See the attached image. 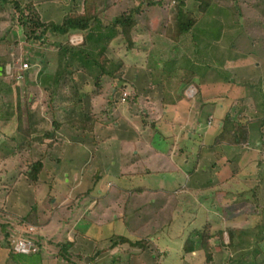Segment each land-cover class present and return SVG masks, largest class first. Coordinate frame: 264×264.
I'll list each match as a JSON object with an SVG mask.
<instances>
[{
  "label": "crops",
  "instance_id": "obj_1",
  "mask_svg": "<svg viewBox=\"0 0 264 264\" xmlns=\"http://www.w3.org/2000/svg\"><path fill=\"white\" fill-rule=\"evenodd\" d=\"M47 5L51 4L40 6ZM51 20L56 25L62 22ZM208 51L209 48L205 53ZM181 59L187 64L183 77H189L181 83L174 79L181 70L175 62L165 69L169 78L166 87L160 80L150 81L151 75L146 74L149 69L141 72L136 112L128 106L119 116L123 124L118 127L113 123V134H109L111 124L98 123L100 143L95 144V139L88 137L90 133L71 131L65 126L55 133L57 142L47 151L39 175L43 177L47 172V161L50 178H40L35 185L18 177L11 184L12 192L1 201L7 215L0 221V264H163L170 251L156 243L159 228L163 232L166 228L162 216L164 212L175 215L177 206H183L184 216L191 220L185 200L189 196L196 201L193 193L203 192V187L192 186L199 170L204 175L213 171L223 177L214 190L226 187L227 194L234 197L244 182L255 189L253 194L264 198V57L252 53L234 55L223 58L216 70L203 65L200 71L193 70L194 74L190 71L194 64L186 54ZM218 70L223 71L221 75L216 73ZM212 72L216 76L210 81L207 77ZM30 77L37 78V72ZM236 77L241 78V84ZM194 87L196 94H188ZM138 110L143 111V116ZM201 115L206 118L205 130ZM143 119L151 120V128L159 125L155 133H149L150 126ZM234 131L239 144L213 146L222 132ZM3 140L8 139L3 136ZM4 152L2 143L0 158L6 155ZM244 172L246 175L241 177ZM104 179L106 185L102 184ZM53 186L61 189L54 200L56 210L62 213L57 224L46 210L36 219L32 217L40 199L39 189L52 190ZM28 216L29 223H19ZM182 226L183 230L190 229L186 220ZM29 228L33 232L27 235ZM22 236L36 244L37 253L24 256L10 251ZM181 238L182 244L185 234ZM147 246L152 248L150 256Z\"/></svg>",
  "mask_w": 264,
  "mask_h": 264
},
{
  "label": "rangeland",
  "instance_id": "obj_2",
  "mask_svg": "<svg viewBox=\"0 0 264 264\" xmlns=\"http://www.w3.org/2000/svg\"><path fill=\"white\" fill-rule=\"evenodd\" d=\"M7 1H16L20 6L33 3L41 22L47 20V23H52V20L49 21L50 19L61 22L67 15L83 14V0ZM154 1L157 2V4L161 2V0ZM46 2H49L51 5H47L48 7H45L46 5L40 6ZM119 2L117 6L113 7L106 14L109 18L115 17V15L124 10L126 6L129 8L133 6V3L128 0H119ZM182 2L184 4V14L188 19L196 21L197 24L193 32L190 35L182 37L178 45L175 46L156 31L158 29L157 22H164V20L169 21L170 7H173L176 3V0H164V3L155 6L156 8H154L152 14H150L152 20L149 24L150 26H148L147 29L139 28L136 32L134 36L136 48L128 50L124 41L118 38L113 41L107 49L105 53L107 59L115 63H122V69L118 72L122 81L118 80L114 82L113 85L116 87V90L111 94L114 104L112 117H114L115 120L110 123L111 127H109V134H113L114 132L113 123H117L118 127L123 124L119 119L120 114L125 113L128 106L130 107L129 109H134L136 103H138L137 99L139 96L137 94L139 87L137 85L140 79L138 76L142 74V71H146V69L150 71L145 73L151 75V82L154 83L160 80L162 85L166 87L168 85L167 79L169 78H167L165 72L167 68L164 64L168 61L175 60V66L181 69L178 70L180 71L178 72L180 75L177 73L174 78L177 83H181L183 79H189L187 75L183 77L185 75L183 74L185 73L183 68L187 65L186 62L181 59L184 57V54H186V59L194 64L193 70L197 72L200 71V68H203V65L208 69L212 67L216 70L217 66H221L223 58H231L234 57V55L252 53L264 57V26L259 25L260 20L264 18V0H212L205 14H202L200 11L201 0H182ZM135 3L137 4L136 1ZM104 22L106 23V21ZM61 23H59V25ZM80 40L82 41V37L76 35L70 36L65 41L63 37L49 34L45 44H33L25 40L23 31L19 25L11 26L10 24H3L0 27V65L5 66V75L0 77V131L3 132L4 139H8L3 140V136L0 134V146L3 143L6 152H4L6 155L0 158L1 221L6 217L3 215H7L6 211H3L4 207L1 201H4L5 197L12 192L11 184L16 181L18 177H21L23 181L33 183L26 176L27 167L24 166L25 162L28 160L26 147L20 148L18 145L25 140L16 130L18 117L16 110V87L21 90L19 94L21 96V108H25L24 106L26 103L24 98L25 94H27L26 91H29L30 99L33 100L31 108L40 111L42 114L45 113V108L48 107L49 103V92L47 88L50 86V78L55 73L59 64L58 50L54 48L53 44L57 42H67L69 45L75 46L81 43ZM208 48L209 51L205 53V50ZM14 57L18 58L15 63L19 65L18 68H14L15 85H11L9 83V79L11 78L9 67L12 66L8 63ZM23 63H26L29 69L25 73H21L22 78L17 79L15 72L18 74L20 73V67ZM0 71L2 75V69ZM36 72L37 78L30 77L32 74H36ZM221 72L223 71L218 70L216 73L221 75ZM215 76V72H212L207 78L213 81L215 80ZM241 76H243V79H247L245 74ZM74 79L75 86L78 90L85 93L88 92V95L82 102L84 112L90 114L93 113L95 109L98 110L99 106L97 105L99 102H102V100L97 102L93 101L91 98L92 94H89L94 87L93 80L81 72L75 73ZM236 80L238 84L242 83L241 78L236 77ZM43 83L45 84L44 87L41 86ZM169 83L173 84L171 80ZM113 85H111L110 81H107L104 93L110 94L114 87ZM196 89L195 87L192 88L189 90L188 94H190V91H192L191 94H196ZM35 90L38 91L36 92ZM124 94H126L127 97L126 101L122 102L121 99ZM135 110L136 109H134V112H136ZM142 112L143 111L140 110L139 112L138 110L139 115H142ZM202 117V129L205 130L206 118L205 116ZM143 120L150 126L148 127L149 133H155L154 131L159 125L151 128L153 125L151 120ZM215 121H217L216 116L214 122ZM100 134L98 124H96L93 132L90 133L88 137L93 140L95 139L94 142L97 144V142H99L97 139ZM44 144H46V142ZM180 160L181 159H179V161ZM46 164L48 170L43 173V177L38 176V181L41 180L40 178H43V180L50 178L48 174L51 171L47 161ZM195 167L197 168V166ZM142 169L143 168L139 167V170ZM202 173V171H198V176L193 179L192 186L203 187L204 189H201L203 192L201 194L193 193V196L197 197L196 201L191 197L189 198V196H187L185 200V203L187 204L188 202L189 205L186 208H190V212L192 213L191 220L187 221L184 216L183 206H177V213H175V215L164 212L165 216H162L161 222L162 225H166V228L164 232L161 231L163 229L162 227L159 228L161 233L159 232L160 236H157L156 243L160 248L165 249V247H167L170 251L168 260L163 264H207L205 262L204 252L201 249H197L196 253L190 255H186L184 252L180 251L181 245L184 246L186 242L183 241L182 244L180 242L184 234L186 240L190 238L198 246L200 243L196 232L202 230H207L208 235L211 236L209 244L212 261L209 264H256L259 257L261 258V256L264 255V198L257 197L253 194L254 192L256 193L255 189L246 186L244 182L241 183L242 186L240 185L239 188H235L236 193L234 197L230 193L227 194L226 191L228 188L226 189V187L214 190L215 187L224 180L223 177L219 178L213 171L211 173L209 171L208 175ZM245 175L246 173L244 172L241 177ZM111 181L113 182V180ZM102 184H107L105 179ZM116 185L117 183L114 182V186ZM108 189L114 190V188ZM59 191H61L59 186H53L52 190L43 187L39 189L37 197L40 199L38 200V204H35L36 208L33 209L32 214L34 219H36V216L41 212L46 210L47 216L48 214H53V223L57 224L56 222H58L62 216L61 211L56 210L57 204H54V200L59 196ZM123 197L125 196L123 195ZM159 197L160 196H158L157 199L160 200ZM243 202L252 207L249 205H239ZM52 208H54L53 211L51 210ZM147 208L152 209L154 207L149 206ZM231 208L238 211L234 214V216L237 217L228 220L227 214ZM248 212H252V214L247 215L250 214ZM233 213H235V211H231L230 214ZM171 216H173L174 222L171 221ZM188 216L189 215H187V217ZM183 220H186V227L190 225L189 230H183ZM258 222L260 223V228L255 230L253 226ZM170 223H173V226L168 228V224ZM235 229L245 230L246 234H249L251 238L244 236V234L235 233ZM219 233H222L221 239L218 237ZM61 238L62 237H60L59 240H61ZM234 245L240 246L236 248L233 247ZM147 251L148 256L153 254L150 246H147ZM256 254H259V256L255 259ZM184 256L186 261L183 260Z\"/></svg>",
  "mask_w": 264,
  "mask_h": 264
},
{
  "label": "trees",
  "instance_id": "obj_3",
  "mask_svg": "<svg viewBox=\"0 0 264 264\" xmlns=\"http://www.w3.org/2000/svg\"><path fill=\"white\" fill-rule=\"evenodd\" d=\"M128 1L133 3L131 8L126 6L115 17L109 18L106 14L120 3L119 0H83V14L67 15L63 18L60 25H56L51 22H41L33 3L20 6L16 1L0 0V27L3 24L19 25L27 42L45 44L49 34L63 37L65 41L72 35L82 37L81 43L75 46L69 45L67 42L53 44L54 48L58 50L59 64L50 78L49 89L47 88L49 103L48 107L45 108V113L42 114L40 111L31 108L33 100L30 99L29 91H26L27 94H25L24 98L25 108H21V96L19 95L21 90L15 86L17 92L16 110L18 114L16 130L25 140L18 145L20 148L26 147L28 158L24 164L27 167L26 176L35 185L38 184V176L43 170V160L47 151L57 142L55 133L60 128L65 126L71 131L92 133L96 124L107 126L115 120L112 117L114 104L111 94L116 90L113 85L114 82L122 81L120 74H118L122 69V63L110 61L105 56V53L111 43L118 38L124 41L128 50L136 48L134 41L136 32L139 28L147 29L150 26L149 24L152 22L150 14H152L153 9L156 8L155 6L164 3V0H161L158 4L154 0ZM211 3L212 0H201L200 11L202 14L206 13ZM183 7L182 0H176L175 5L170 7L169 21L157 22L158 29L156 31L175 46L181 42L182 37L190 35L197 24L196 21L187 18L183 12ZM238 25L240 26L239 22ZM259 25L264 26V18L260 20ZM17 59V57H14L8 63L13 69L9 79L11 85H15L16 81L13 73L14 68H18L19 65L15 63ZM174 62V60L166 62L165 67L168 68V64L172 65ZM0 68L2 69V76H4L5 66L0 65ZM193 69L194 66H192L190 71L194 74ZM79 72L84 73V75L93 80L94 87L89 92V94H92L91 98L93 101L102 100L97 105L99 106L98 110L95 109L90 114L84 112L82 104L88 92H81L75 86L74 74ZM107 81H110L111 85L114 86L110 94L104 93ZM44 85V83L41 84L42 87ZM35 91L37 92L38 90ZM236 126L238 127V125ZM236 126L235 130H237ZM235 132L232 134L222 132L215 139L213 146L220 144L234 146L239 144ZM46 140L49 142L44 144ZM239 205L246 206L249 204L243 202ZM231 211H235V213L230 214ZM236 212H238L236 209L231 208L227 214L228 220L237 217L234 216ZM252 212H248L250 214L247 215H251ZM30 218L31 216H28L23 221H19V223H29ZM253 228L255 230L259 229L260 223H255ZM235 231V233L250 237L245 230L235 229ZM196 235L200 244L197 246L194 241L188 238L184 243L183 252L192 254L197 249H201L205 255V262L209 264L212 261L209 244L211 236L208 235L207 230L196 232ZM221 236L222 233H219V239L222 238ZM117 241L126 242L122 238H117ZM239 246L234 245L233 247L237 248ZM10 247V251L13 253V246ZM258 256L259 254H256L255 259ZM256 264H264V255L261 258L259 257Z\"/></svg>",
  "mask_w": 264,
  "mask_h": 264
},
{
  "label": "built area",
  "instance_id": "obj_4",
  "mask_svg": "<svg viewBox=\"0 0 264 264\" xmlns=\"http://www.w3.org/2000/svg\"><path fill=\"white\" fill-rule=\"evenodd\" d=\"M9 68H10L9 71H11L10 73H12L13 69L11 67H9ZM28 69H29V66L26 63H23L22 66L20 67V73L18 74L17 72H15L17 79L22 78L21 73H25ZM126 97H127V95L124 94L121 101L125 102ZM32 232H33V229L29 228L27 235L32 233ZM13 252L15 254H18V255L28 256V255H32V254L37 253V247H36V244L28 236H22L19 239H17L16 241H14ZM86 264H92V263L87 262Z\"/></svg>",
  "mask_w": 264,
  "mask_h": 264
}]
</instances>
